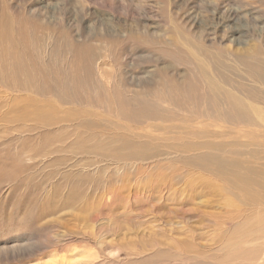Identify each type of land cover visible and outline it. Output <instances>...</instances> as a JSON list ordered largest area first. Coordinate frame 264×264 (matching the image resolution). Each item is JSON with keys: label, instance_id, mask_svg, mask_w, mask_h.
<instances>
[{"label": "rangeland", "instance_id": "obj_1", "mask_svg": "<svg viewBox=\"0 0 264 264\" xmlns=\"http://www.w3.org/2000/svg\"><path fill=\"white\" fill-rule=\"evenodd\" d=\"M212 82L264 112V0H0V264H264V113Z\"/></svg>", "mask_w": 264, "mask_h": 264}, {"label": "bare ground", "instance_id": "obj_2", "mask_svg": "<svg viewBox=\"0 0 264 264\" xmlns=\"http://www.w3.org/2000/svg\"><path fill=\"white\" fill-rule=\"evenodd\" d=\"M259 54H260V46H258L254 50L253 56L258 59ZM258 62H259V59H258ZM250 67H255V66L254 65H250ZM211 84L216 86L215 89H214L213 98L216 99L217 97H222V98L226 99L229 102L230 112L234 116L243 117V118H246L248 120L249 117H251V116H253L255 114L264 113V112H262L261 108H258L256 106H253V105L249 104L244 97L237 96V94H235L233 92L229 93V92H227L224 89L220 90L217 87L218 85H216L213 82Z\"/></svg>", "mask_w": 264, "mask_h": 264}]
</instances>
